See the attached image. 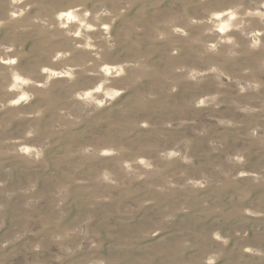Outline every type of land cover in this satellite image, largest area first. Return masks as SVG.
Listing matches in <instances>:
<instances>
[{
    "label": "rangeland",
    "instance_id": "374dc122",
    "mask_svg": "<svg viewBox=\"0 0 264 264\" xmlns=\"http://www.w3.org/2000/svg\"><path fill=\"white\" fill-rule=\"evenodd\" d=\"M0 264H264V0H0Z\"/></svg>",
    "mask_w": 264,
    "mask_h": 264
}]
</instances>
